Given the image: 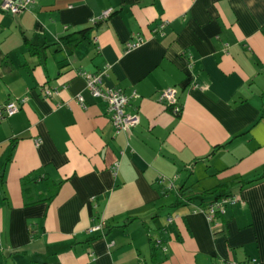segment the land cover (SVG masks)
I'll return each mask as SVG.
<instances>
[{
	"label": "crops",
	"instance_id": "0c3cea01",
	"mask_svg": "<svg viewBox=\"0 0 264 264\" xmlns=\"http://www.w3.org/2000/svg\"><path fill=\"white\" fill-rule=\"evenodd\" d=\"M104 70V87L139 95L128 131L80 74ZM168 87L180 113L159 99ZM9 101L20 109L0 116V264H153L151 240L160 264H264V0L0 10ZM221 184L239 201L215 224L198 206L223 197L206 192Z\"/></svg>",
	"mask_w": 264,
	"mask_h": 264
},
{
	"label": "built area",
	"instance_id": "2783aa9c",
	"mask_svg": "<svg viewBox=\"0 0 264 264\" xmlns=\"http://www.w3.org/2000/svg\"><path fill=\"white\" fill-rule=\"evenodd\" d=\"M34 0H0V10L2 12L18 14L24 10L29 9ZM113 9L108 8L102 11L101 15L97 18H93V21L98 19H104L109 17ZM164 25H162L163 27ZM143 42V38L138 36L135 40L127 43V49H132L139 46ZM80 74L85 78L87 87L95 97H100L107 102V110L110 113V119L113 122L116 133L125 132L130 130L132 127L140 123V116L138 112L130 113L126 111V107L129 105L132 97H138V93L133 91L132 95L125 94L120 88H106L104 87V78L107 75V71L99 72H88L82 71ZM57 90L52 88H45L44 93L46 97H50L52 93ZM78 99L83 103V97L78 95ZM160 101L171 105L175 113H180L182 110V104L180 103L177 96L176 87H168L163 90L159 97ZM23 101L26 98L22 99ZM20 109L19 104L16 101H9L5 104L0 105V116L7 117L15 114ZM162 181V180H161ZM239 201L237 194H231L223 196L217 200L211 201L205 206H198V209L203 211L207 219L215 224H218L217 215L223 214L228 204H236ZM175 217L169 219L170 222ZM102 224L96 225L93 229H101ZM157 244L161 245V240L156 241ZM165 250V248H164ZM220 264H263L258 257H249L244 261H221Z\"/></svg>",
	"mask_w": 264,
	"mask_h": 264
},
{
	"label": "trees",
	"instance_id": "16d2710c",
	"mask_svg": "<svg viewBox=\"0 0 264 264\" xmlns=\"http://www.w3.org/2000/svg\"><path fill=\"white\" fill-rule=\"evenodd\" d=\"M28 47H29V49L31 51H34L35 46L33 44L28 43ZM27 179L25 178V181ZM227 186H228L227 184H221V185H218V186L213 187L211 190H208L206 192L215 193V192H218V191H222V193H220L219 196H225L226 195L225 189H226ZM151 245H152V249H153V255H152L153 264H160V259H159L158 254H157L158 248L156 247L155 242H153L152 240H151Z\"/></svg>",
	"mask_w": 264,
	"mask_h": 264
}]
</instances>
